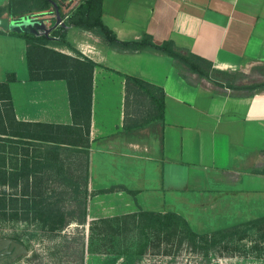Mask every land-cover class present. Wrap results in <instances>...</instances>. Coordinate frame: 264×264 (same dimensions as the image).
Masks as SVG:
<instances>
[{"label":"crops","instance_id":"obj_1","mask_svg":"<svg viewBox=\"0 0 264 264\" xmlns=\"http://www.w3.org/2000/svg\"><path fill=\"white\" fill-rule=\"evenodd\" d=\"M10 2L0 0V16L21 17L9 13ZM100 3L103 23L121 41L145 35L156 45L172 41L233 76L264 68V0ZM52 16V11L46 14ZM69 19L62 27L68 42L97 64L89 128L74 122L67 82L31 80L26 39L0 30V83L15 76L8 85L11 106L8 93L0 89V173L10 180L0 184V191L89 196L90 222L172 207L166 197L179 190L167 187L166 180L184 183L178 194L197 190L193 181L204 185L198 192L225 194L228 190L218 187L231 179L244 190L264 192V90L251 94L219 86L154 50H117ZM54 49L75 56L68 47ZM126 74L164 89L163 120L135 129L125 126ZM155 168L165 173L157 186L164 198L159 209L140 200L145 190L156 189Z\"/></svg>","mask_w":264,"mask_h":264},{"label":"trees","instance_id":"obj_2","mask_svg":"<svg viewBox=\"0 0 264 264\" xmlns=\"http://www.w3.org/2000/svg\"><path fill=\"white\" fill-rule=\"evenodd\" d=\"M100 2L101 0H86L80 4L70 16L71 24L98 33L109 46L120 51L154 50L165 54L175 60L183 70H188L219 86H227L234 90H248L251 94L264 90V82L234 84L230 80L233 75L215 70L210 61L191 52L181 51L172 41L156 45L148 35L138 41L119 40L116 34L103 23ZM51 8L50 0H11L8 7L9 13L13 16L19 13H22V16H40L43 12H51ZM2 13L3 9L0 8V15ZM64 30L60 27L54 30L50 37L26 33L12 34L23 36L27 41V61L31 80H65L69 89L74 122L89 128L92 111L93 72L97 64L72 47ZM62 46L73 50L75 56L54 49ZM125 78V126L135 129L154 121L163 120L164 89L134 75L126 74ZM13 80H15V76L11 75L6 83H0V89L8 93L10 106L11 97L8 85ZM51 127L53 128V126ZM53 139L56 140V138ZM70 142L74 141L70 140ZM1 183L3 185L10 183L9 178L2 173H0ZM59 197H64V195L14 196L5 191L0 192V218L38 222L52 234H59L75 223L86 226V199L81 202L79 201L80 196H73V201L78 205L70 207L63 202L65 199ZM79 202L81 203L79 204ZM88 224L90 227L89 255H124L129 258H141L145 251L150 248L158 250L164 244L171 247L175 240L179 247L187 242L194 250L206 252L210 247L216 246L219 241L229 240L238 235L240 238H245L250 230L264 233V216L244 223V229L238 226L208 235L194 232L186 219L172 211L168 213L140 211L122 216L101 218ZM131 238H133V244L127 246L125 250H116L117 243L127 245V240ZM83 254L84 250L81 259ZM166 254H171V251Z\"/></svg>","mask_w":264,"mask_h":264},{"label":"rangeland","instance_id":"obj_3","mask_svg":"<svg viewBox=\"0 0 264 264\" xmlns=\"http://www.w3.org/2000/svg\"><path fill=\"white\" fill-rule=\"evenodd\" d=\"M50 1L51 11L55 13L52 3L54 2L62 17L67 14L71 16L78 8L77 0ZM230 80L236 85L262 83L264 82V68L254 69L249 75L233 76ZM162 172L156 168L153 170L152 177L159 179L154 185L156 189H154L155 191L145 190L146 194L140 198L147 207L159 209V203L161 199H164L163 193L157 192L160 189L157 186L161 177L162 180L165 178V173ZM261 172L264 175V164ZM165 182L167 187L171 185L178 187V193L184 184L179 180L176 184H170L167 180ZM207 182L206 185L211 188L214 182L212 180ZM237 182L238 180L231 179L229 186L227 183L219 185L218 188L228 191L225 194H218L212 191L198 192L197 190L200 188L198 186L204 185L196 184L193 181L191 186L197 190L181 194L171 192L166 197V201L171 203L172 207H164L160 212L172 211L179 214L198 234L212 235L216 231L238 226L244 229V223L264 216V192L244 190L241 183L236 185ZM261 185L263 186L259 183V186ZM192 191L195 192L191 193ZM59 198L65 199L63 202L70 207L78 205L73 201V196ZM84 199L88 203L90 198L84 195L79 197L81 202ZM89 222L87 220L86 226L75 223L59 234H52L38 222L0 218V264H264V233L255 230L248 231L245 238H240L238 235L229 240L219 241L216 246L210 247L206 252L194 250L187 242L179 247L175 240L171 247L164 244L158 250L150 248L141 258L132 256L129 258L124 255H89ZM6 241L18 243L22 245L23 249L13 248ZM126 243L128 244L119 245L117 243L116 250H125L127 246L133 244V238L128 239ZM83 250L84 254L81 259ZM170 251L171 254H166Z\"/></svg>","mask_w":264,"mask_h":264},{"label":"water","instance_id":"obj_4","mask_svg":"<svg viewBox=\"0 0 264 264\" xmlns=\"http://www.w3.org/2000/svg\"><path fill=\"white\" fill-rule=\"evenodd\" d=\"M55 7V16L50 18L46 17L45 13H41L40 16L35 15H24L18 18H9L0 16V30L7 33L17 34H32V35H44L51 36V33L57 27H67L64 22V17L60 14L59 8L56 3L52 2ZM55 19V22L51 25V21ZM51 20V21H50ZM7 244L11 245L16 249H23L22 245L13 241H6Z\"/></svg>","mask_w":264,"mask_h":264},{"label":"built area","instance_id":"obj_5","mask_svg":"<svg viewBox=\"0 0 264 264\" xmlns=\"http://www.w3.org/2000/svg\"><path fill=\"white\" fill-rule=\"evenodd\" d=\"M77 3H78V5L81 3V0H77ZM70 16H69V14H67L65 17H64V22H65V24L67 25L68 24V18H69Z\"/></svg>","mask_w":264,"mask_h":264}]
</instances>
